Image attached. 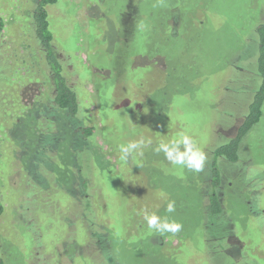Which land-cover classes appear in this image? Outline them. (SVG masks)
<instances>
[{
	"label": "rangeland",
	"instance_id": "rangeland-1",
	"mask_svg": "<svg viewBox=\"0 0 264 264\" xmlns=\"http://www.w3.org/2000/svg\"><path fill=\"white\" fill-rule=\"evenodd\" d=\"M36 3L0 0L2 59L19 58ZM47 10L78 91L77 118L96 133L87 144L45 132L49 149L42 138L35 145L0 140L4 264H264V117L239 163H222L218 193L231 221H211L200 194L211 153L235 136L257 84L253 39L264 0H59ZM29 51L21 49L27 57ZM4 71L24 83L17 67ZM11 85L13 117L19 85ZM41 124L45 130L47 119ZM182 135L206 154L202 171L190 169L187 158L181 167L168 157L187 151L176 142ZM85 179L98 224L77 192ZM145 214L161 218L157 231ZM166 219L181 224L183 236L164 232Z\"/></svg>",
	"mask_w": 264,
	"mask_h": 264
},
{
	"label": "trees",
	"instance_id": "trees-1",
	"mask_svg": "<svg viewBox=\"0 0 264 264\" xmlns=\"http://www.w3.org/2000/svg\"><path fill=\"white\" fill-rule=\"evenodd\" d=\"M58 1L59 0H36L37 3L33 11L32 30L30 34L29 32L27 33L29 34L27 43L22 45L26 48L30 47L28 57L23 55L21 52V49H23L21 46L15 50V53L18 52L19 54V58H17V60L15 57H7L6 54L2 56L4 59L0 57L1 141L6 136L10 139V141L13 139L15 142L16 139H19L21 143H27L28 145L33 143L35 145L40 143V139L42 138L43 141L41 142V147L44 146L49 149L50 144L47 146L44 144L45 132L53 135L55 140L71 134L73 143L79 139L87 144L88 139L93 137L96 133L94 126H86V121L81 120L80 117L77 118L78 115H80L78 91L75 86H72L69 83L68 69L60 57L54 35L50 29L47 7L57 4ZM3 26V19L0 18V32L3 31ZM255 29L256 35L253 39V44L258 47L255 71V76L257 75V84L249 89L250 98L245 103L244 109L241 111L240 117H242V120L238 124L235 136L227 139L215 147L214 152L211 153L212 156L210 161L205 167L207 168V173L202 177V182L206 181L204 185L200 186L201 189L203 188L202 186H204L203 189L206 193L204 196L200 191L202 200H204V197L206 198L204 201L206 206L204 207L202 205V212L205 213L211 221L213 216L221 218L225 217L228 222L231 221L229 215H227L228 212L225 210L221 201V197L218 194L223 176L222 163L224 160L232 164L239 163L243 143L247 138L249 139V134L253 131V129L260 125L264 117V21H260V23L256 24ZM16 67L19 70L17 73L18 77L21 74H25L24 77H22L24 78V83L20 82L21 79L16 81L12 80V74L4 71L5 68H9L11 71H14ZM29 81H31V83ZM14 82L19 85V87H17V89H19V93H17L18 96L15 99V102L17 103L14 105L19 107H17L18 113L13 111V117H11L9 110L13 108V102L9 101V99L12 95V91H14V88L11 85ZM42 103L45 106L43 107V110H39V106ZM46 119L48 125L44 130V125L41 124V121ZM76 121L78 122L76 123ZM2 129L5 131L1 132ZM248 139L246 141H248ZM48 142L51 141L48 140ZM25 151L27 150L25 149ZM32 172H34V169ZM262 177L263 174L259 178L255 179L258 183H260ZM207 178L209 180H207ZM78 187L79 190L77 192L81 195V199L86 202V208L88 207L90 210L94 209L95 213H97L94 223L98 224L100 220L98 218V212L96 211L99 210L97 208V201L93 200V204L87 201L88 199H91V192L88 193L86 190L88 187L87 180L85 179L82 180V182L80 181L78 183ZM257 188L260 190V186L257 185ZM245 206L249 210H252V205L245 203ZM3 212L4 206L0 202V215ZM84 215L85 214H83V217H85ZM78 219L81 222L83 221L82 219L80 220V217ZM211 221L209 222L210 224ZM85 223L87 224V222ZM90 226L93 225L90 223ZM102 230L103 228L100 231ZM163 230L167 233L165 228H163ZM88 232L90 237L94 239L91 230H88ZM175 235H177L178 238L183 236L182 229L175 233ZM102 236H104L107 240L108 238H111L107 232L103 233ZM183 240L184 239L182 238V241ZM215 241H218V239H215ZM99 242L100 240L97 243ZM0 264H4L1 256Z\"/></svg>",
	"mask_w": 264,
	"mask_h": 264
},
{
	"label": "clouds",
	"instance_id": "clouds-1",
	"mask_svg": "<svg viewBox=\"0 0 264 264\" xmlns=\"http://www.w3.org/2000/svg\"><path fill=\"white\" fill-rule=\"evenodd\" d=\"M177 143L183 142L185 145H187V151L185 153L179 154L175 157L172 156V152H168V157L173 159L174 165L176 166H184V161L187 158L188 166L190 169L195 170L196 172H200L203 170L206 162V154L201 151L199 148L197 150H193V142L191 141L190 137L187 135H182L179 140H176ZM130 147H135V144L129 145ZM162 147L166 148V145H162ZM121 149L124 151H127V148H124L123 145L120 146ZM167 211L169 213L175 211L174 202H170L167 206ZM147 221L148 228L151 230L157 231L158 227L160 226V220L161 218L155 214L148 215L145 214L144 217ZM182 225L176 222H169L166 219V222L163 224V228L167 230V232L170 233H177L181 230Z\"/></svg>",
	"mask_w": 264,
	"mask_h": 264
},
{
	"label": "flooded vegetation",
	"instance_id": "flooded-vegetation-1",
	"mask_svg": "<svg viewBox=\"0 0 264 264\" xmlns=\"http://www.w3.org/2000/svg\"><path fill=\"white\" fill-rule=\"evenodd\" d=\"M219 194V193H218Z\"/></svg>",
	"mask_w": 264,
	"mask_h": 264
}]
</instances>
